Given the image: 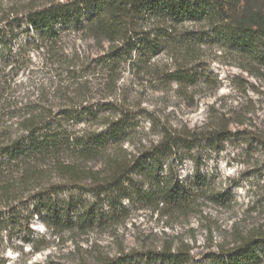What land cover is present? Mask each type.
I'll return each instance as SVG.
<instances>
[{"label": "rangeland", "instance_id": "1", "mask_svg": "<svg viewBox=\"0 0 264 264\" xmlns=\"http://www.w3.org/2000/svg\"><path fill=\"white\" fill-rule=\"evenodd\" d=\"M50 1L0 0V30L10 19ZM259 15L264 17V0L242 3L241 17L255 22ZM26 40H15V51L9 54L19 53ZM183 49L161 54L146 68L127 62L112 70L100 64V44L72 35L50 51L29 46L17 65L0 58L5 91L0 144L22 135V123L31 116L42 113L43 121H52L66 107L100 108L97 121L71 127L78 134L101 132L119 120L125 126L123 140L107 156L86 160L65 152L38 162L24 195L54 184L80 185L62 197L82 194L100 221L84 229H62L47 217L35 216L27 232L0 229V264H105L163 248L190 251L194 264H208L210 252L264 237V68L228 45L196 43ZM179 68L197 73L199 79L175 80L171 75ZM225 129L230 135L217 146L204 141L164 159L163 174L172 169L182 179L198 173L207 179L209 185L187 209L125 198L114 203L92 191L111 177L109 157L134 160L144 152L152 154L166 136ZM71 164L79 175L69 173L65 166ZM4 176L12 182L21 173ZM25 235L31 243L23 241ZM133 264L139 260L134 258Z\"/></svg>", "mask_w": 264, "mask_h": 264}, {"label": "trees", "instance_id": "2", "mask_svg": "<svg viewBox=\"0 0 264 264\" xmlns=\"http://www.w3.org/2000/svg\"><path fill=\"white\" fill-rule=\"evenodd\" d=\"M244 1L51 0L40 9L10 19L4 30H0V58L10 65H17L21 52L28 51L29 46L50 51L66 37L76 35L100 44L104 51L100 64L112 70L127 62L135 68H146L161 54L170 50L182 51L196 43L231 46L264 68V17L259 15L255 22L241 17L240 7ZM187 24L202 27L190 30L186 28ZM22 36H26V44L15 56L10 55V51H15L14 41ZM171 76L179 82L199 79L197 73L183 68ZM4 99L5 91L0 86V108ZM99 110L93 106L66 107L56 114L55 120L46 122L42 120V113L31 116L22 123L25 130L22 135L0 144V206L7 203L4 208L0 207L1 230L27 232L35 216L47 217L56 222L55 227L62 229H84L100 221L82 194L62 197L72 191V186L78 188L80 185L77 184H54L27 198L24 196L32 184V176L39 170L38 162L65 152L86 160L104 157L109 155L113 145L123 140L125 126L122 120L101 132H73L72 126L97 121ZM229 135L226 129L191 136L169 135L152 154L144 152L129 161L109 157L111 177L98 183L92 191L98 196H109L114 203L125 198L148 206L187 209L207 188V179L199 173L191 179H182L174 175L172 169L171 173L163 174L164 159L195 148L204 141L217 146ZM65 167L73 176L80 173L72 164ZM15 170H20V178L12 182L4 180L7 177L4 173ZM23 241L31 243L27 235ZM134 258L140 264H194L190 251L172 248L136 252L105 264H133ZM206 260L208 264H263L264 237L210 252Z\"/></svg>", "mask_w": 264, "mask_h": 264}]
</instances>
